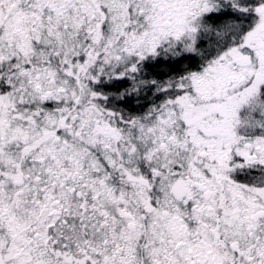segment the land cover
<instances>
[{
    "label": "snow or ice",
    "instance_id": "obj_1",
    "mask_svg": "<svg viewBox=\"0 0 264 264\" xmlns=\"http://www.w3.org/2000/svg\"><path fill=\"white\" fill-rule=\"evenodd\" d=\"M0 264H264V0H0Z\"/></svg>",
    "mask_w": 264,
    "mask_h": 264
}]
</instances>
